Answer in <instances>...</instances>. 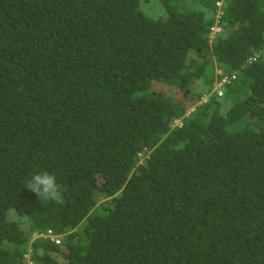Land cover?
Masks as SVG:
<instances>
[{
  "label": "trees",
  "instance_id": "trees-1",
  "mask_svg": "<svg viewBox=\"0 0 264 264\" xmlns=\"http://www.w3.org/2000/svg\"><path fill=\"white\" fill-rule=\"evenodd\" d=\"M0 264H264V0H0Z\"/></svg>",
  "mask_w": 264,
  "mask_h": 264
},
{
  "label": "clouds",
  "instance_id": "clouds-1",
  "mask_svg": "<svg viewBox=\"0 0 264 264\" xmlns=\"http://www.w3.org/2000/svg\"><path fill=\"white\" fill-rule=\"evenodd\" d=\"M24 185L25 188L34 193L44 205L49 202H59L63 198V186L58 183L55 174L49 173L46 170L30 175L24 181Z\"/></svg>",
  "mask_w": 264,
  "mask_h": 264
},
{
  "label": "rangeland",
  "instance_id": "rangeland-1",
  "mask_svg": "<svg viewBox=\"0 0 264 264\" xmlns=\"http://www.w3.org/2000/svg\"><path fill=\"white\" fill-rule=\"evenodd\" d=\"M217 28H218V26L217 25H215L214 27H213V31H215V30H217ZM212 35V34H211ZM218 72H220V70H217ZM220 83H219V81H215V83H214V85H213V87H212V89L210 90V93H212L213 91H219V89H220ZM210 93H207V94H204V96L202 97V99L201 100H205L206 98H207V96L210 94ZM193 108V106H190L188 109H187V113L191 110ZM176 123L178 124V123H180V120H176ZM34 237V236H33ZM32 240V239H31Z\"/></svg>",
  "mask_w": 264,
  "mask_h": 264
},
{
  "label": "built area",
  "instance_id": "built-area-1",
  "mask_svg": "<svg viewBox=\"0 0 264 264\" xmlns=\"http://www.w3.org/2000/svg\"><path fill=\"white\" fill-rule=\"evenodd\" d=\"M218 5L220 4V2L218 1V2H216ZM224 80H225V78H223V79H221L220 81H219V83H220V85L224 82ZM217 93H221V88L219 89V91H217ZM55 239H56V237H55ZM57 240V239H56Z\"/></svg>",
  "mask_w": 264,
  "mask_h": 264
}]
</instances>
